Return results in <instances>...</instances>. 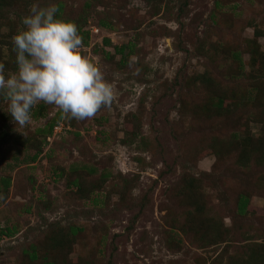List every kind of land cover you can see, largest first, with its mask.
Returning <instances> with one entry per match:
<instances>
[{
	"label": "rangeland",
	"instance_id": "rangeland-1",
	"mask_svg": "<svg viewBox=\"0 0 264 264\" xmlns=\"http://www.w3.org/2000/svg\"><path fill=\"white\" fill-rule=\"evenodd\" d=\"M57 3L113 99L84 120L37 102L23 128L0 100V264H264V0H0L6 71L21 18ZM254 82L222 118L203 110ZM233 130L253 139L245 166Z\"/></svg>",
	"mask_w": 264,
	"mask_h": 264
},
{
	"label": "clouds",
	"instance_id": "clouds-1",
	"mask_svg": "<svg viewBox=\"0 0 264 264\" xmlns=\"http://www.w3.org/2000/svg\"><path fill=\"white\" fill-rule=\"evenodd\" d=\"M55 5L32 4L11 38L15 71L0 63V100L13 123L23 128L37 102L55 105L68 119L92 118L110 105L113 90L100 70L78 53L81 37Z\"/></svg>",
	"mask_w": 264,
	"mask_h": 264
},
{
	"label": "trees",
	"instance_id": "trees-1",
	"mask_svg": "<svg viewBox=\"0 0 264 264\" xmlns=\"http://www.w3.org/2000/svg\"><path fill=\"white\" fill-rule=\"evenodd\" d=\"M8 0H1L2 4H5ZM57 14L58 12H60L61 10V5L60 3H57ZM15 13V12H14ZM19 17L17 14V18L15 20V22L12 19H9L6 17V25L9 27V30L13 33V28L16 24H18L19 21ZM4 20V18L0 19V21ZM98 25L102 26V27H108V24L105 23L104 21H99ZM104 43H109L108 39H103ZM114 51L115 54H119L121 55V59H123V57H125V53H129L131 51V45H114ZM127 49V51H126ZM232 56L239 61L240 63V59H239V55L236 54L235 52L232 53ZM15 66V64H13V67ZM209 88V87H208ZM238 89V90H237ZM236 90H232L229 88L226 89H216V90H212L209 91L207 99L205 100V103H203V110L210 113V112H214L216 119L222 118V115L224 113H227L229 111H231L233 109L234 106L236 105H243L241 102L243 100H247V99H252L253 96L254 98L256 97V94H259L260 96H262V87L260 85V83L258 84V82H254L252 83V86L249 85L248 88L244 85L242 87H238ZM252 97V98H251ZM228 99L230 101H232V106L230 108H226L224 106L225 104V100ZM241 103V104H240ZM59 117H57V120L53 122H50L48 125V131L47 132H51L53 126L55 125V123L58 121ZM255 120L258 122L262 123V128H264V121L262 120L261 117H259V114H256ZM40 131H43L42 129ZM244 132V133H243ZM227 137L228 139H225L227 141V143H229L230 147H233L236 150V161L237 163H239V165L241 166H245L246 162H247V158L249 156V143L250 141L252 142L253 139H251L249 137V132L246 131H229L227 133ZM210 136V137H209ZM0 140H4V135H0ZM208 140L209 142H214L215 141V136H212V134L208 135ZM260 146V145H259ZM218 150V149H217ZM216 155H219V153H216ZM35 155H33L32 158H34ZM193 179H190L191 184L193 183ZM8 184H9V180L4 179L3 180V186L5 188H8ZM190 197H194V195H190ZM197 198V197H196ZM192 199V198H191ZM238 202H237V211L239 213H243L244 212V207L246 204V197L243 195H240L238 197ZM196 204V208H200L199 205L196 202H194ZM10 230L6 229V230H0V235L1 234H9ZM31 260L35 259V256L30 253L28 256ZM44 264H51L50 262H46Z\"/></svg>",
	"mask_w": 264,
	"mask_h": 264
}]
</instances>
